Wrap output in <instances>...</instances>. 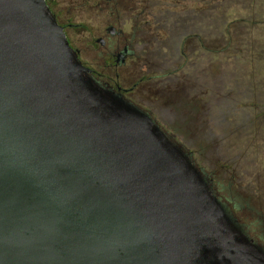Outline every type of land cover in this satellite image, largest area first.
<instances>
[{
  "label": "water",
  "instance_id": "water-1",
  "mask_svg": "<svg viewBox=\"0 0 264 264\" xmlns=\"http://www.w3.org/2000/svg\"><path fill=\"white\" fill-rule=\"evenodd\" d=\"M0 264H264L190 155L91 78L45 0H0Z\"/></svg>",
  "mask_w": 264,
  "mask_h": 264
},
{
  "label": "rangeland",
  "instance_id": "rangeland-1",
  "mask_svg": "<svg viewBox=\"0 0 264 264\" xmlns=\"http://www.w3.org/2000/svg\"><path fill=\"white\" fill-rule=\"evenodd\" d=\"M188 5L205 8L179 28L197 35L188 62H181L177 48L158 47L153 84L135 96L150 99V114L264 246V0Z\"/></svg>",
  "mask_w": 264,
  "mask_h": 264
},
{
  "label": "flooded vegetation",
  "instance_id": "flooded-vegetation-1",
  "mask_svg": "<svg viewBox=\"0 0 264 264\" xmlns=\"http://www.w3.org/2000/svg\"><path fill=\"white\" fill-rule=\"evenodd\" d=\"M191 2L198 0H45L49 13L91 78L146 112L158 126L145 106L151 105L150 99L137 98L135 93L153 84L151 79L156 76L152 71L156 68L152 54L158 47L177 48L181 62H188L187 50L197 35L179 28L187 26L192 12L205 11L203 7L197 10L188 5ZM179 66L165 72H175ZM121 73L128 75L127 80ZM244 232L264 250L262 244Z\"/></svg>",
  "mask_w": 264,
  "mask_h": 264
}]
</instances>
